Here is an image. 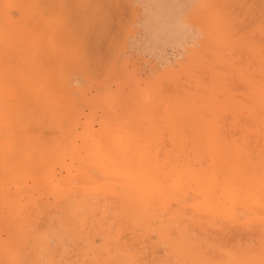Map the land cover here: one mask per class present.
Here are the masks:
<instances>
[{"label":"bare ground","instance_id":"bare-ground-1","mask_svg":"<svg viewBox=\"0 0 264 264\" xmlns=\"http://www.w3.org/2000/svg\"><path fill=\"white\" fill-rule=\"evenodd\" d=\"M123 1L132 49L159 58L171 46L184 58L206 36L230 53L219 65L194 57L209 75L179 74L184 88L153 82L150 63L157 75L143 79L116 63L112 76L125 72L108 84L110 69L102 79L91 68L105 55L79 45L75 23L80 6L98 14L103 0H0V264H264V7L238 36L226 8L212 10L218 27L193 21L218 0L198 13L199 0ZM239 51L245 72L225 59ZM227 112L247 122L236 114L230 126Z\"/></svg>","mask_w":264,"mask_h":264},{"label":"rangeland","instance_id":"rangeland-1","mask_svg":"<svg viewBox=\"0 0 264 264\" xmlns=\"http://www.w3.org/2000/svg\"><path fill=\"white\" fill-rule=\"evenodd\" d=\"M110 1H112V3H110ZM109 1V3H108V0H106V1H104L103 0V2H104V7H100V8H97V9H99V10H102V12L100 11L98 14H96L97 12H95L94 10L92 11L91 10V12H90V10H85V9H87V7H84V6H86V5H83V6H80V10H82L83 9V11L85 12L86 11V13L85 14H83L84 16V22L86 23V20L88 21V19L89 20H95V18L97 17V21H98V23H96V25H97V27L95 26V23H93L94 25H92L90 28H94L95 30H93L94 32L92 33V34H94V36H91V37H89L88 36V38L89 39H85V35H87L89 32H91L92 30H90V31H88L86 34L85 33H81L80 32V34H79V38H78V41L77 42H79L80 40V43H79V45H83L84 46V42H86L87 44H90V47H93L94 48V51H93V56L94 57H96V58H99V54L101 55V52L103 53V55H105V56H100L102 59H101V61H103L104 62V64H103V62H101L100 63V58H99V62L96 60H94V58H93V63L95 62L96 63V66H98L97 68L99 69L100 67H99V65L98 64H101V68L99 69L100 71H99V73H98V69H96L95 68V66H91V68H92V74L94 73V75L96 76V77H98V76H100L101 74H102V76H103V78L102 79H104V76L105 77H108L109 75L111 76H109L108 77V79H107V81H106V79H105V81L108 83V84H110L111 82H113L112 80H116V77L117 78H119L125 71V73H127V70H129L128 72H130V70H135V69H137V66H138V68H140L139 70L137 69V70H135V73H133V77L135 78V79H138L140 76V79L142 78L143 79V77L144 78H147L148 76L149 77H151V73H152V75L154 74V76H156L157 75V73L155 74V73H153L156 69H157V72H160L154 79H152V80H154L153 82H156V81H161V84L163 85V84H169L170 85V81H171V79L170 78H178V80H176L177 82H175V84H173V83H171L172 84V86L174 87L175 85H177L178 86V84L182 87V88H184L185 87V85H184V83L183 82H181L183 85H184V87H183V85L182 84H180V80H179V74H180V77H181V79L186 75V74H189V76H191L193 79H191V77L189 78V79H191V81H193V80H196L197 79V74H199L198 73V71L199 72H201L202 71V73H203V78L206 76V78H207V76L209 75L206 71V69H203L204 67H202V65L201 64H199L200 66H201V68H198L197 66H191L190 64H191V60H193V58L195 57V59L194 60H200V59H202V60H200V61H203L204 59L206 60V61H204V62H207V61H209L210 63L213 61V58L216 60V64H214V65H217V62H218V65H219V61H218V59H216V57H220V56H225V55H223V54H226V55H228L230 52H229V50H227V51H225V52H223L222 53V51H219V49H221V47L219 48V42H217V41H219V39H212V38H208V37H204L203 35H201V36H203V38L201 37L200 38V36H199V41L197 40L195 43H193L192 45H190V47L188 48V54H186L187 56L186 57H184V58H182L181 56L179 57V55H180V53H181V51L178 49H175V48H172L171 46H167V48L165 47V49H164V54H162L163 56H161V54H160V56L161 57H159L158 58V56L157 57H154V56H150V54H149V52H145V51H137V50H135V49H132V46L130 47V44H131V40H129V39H131V38H133V36H132V31H131V28L133 29L134 27H135V25H132L133 23V19H134V17H133V15L131 16V14L132 13H134L133 12V10L131 9L130 11H131V14H129V13H121L122 15H120V11H122V7H120V11H119V7H117V3L115 4V2H118V4L119 3H122V1L123 0H110ZM170 1V0H169ZM173 1V0H172ZM172 1H170V2H172ZM210 3H212L211 1H214V0H208ZM217 1V0H216ZM219 1V0H218ZM217 1V4L219 5V3L221 2V4L220 5H222V7H220V5H219V7H218V10H215V9H217V6H216V2L214 3L215 5V9H213V7H211V12L210 13H212V16L211 17H207V18H205L206 17V15L204 16V18H202L201 20H193V21H195V22H197V23H199L200 21H201V23H203L202 25H205L206 24V26H204V27H207V26H209V25H213V26H216V21H217V23L219 22V20H220V16H218L217 14H214V17H213V11L212 10H214V13H216V12H218L219 11V9L220 10H223L222 8H226L227 10V13L229 14V18L228 19H230V22L234 25V27L236 26V24H237V22H238V24H237V26H236V28H233L234 30L236 29V31L237 32H239L238 33V36H248V35H250L251 33H252V30H250L249 28H256V25L257 24H259L260 22H261V20L260 19H258L260 22H258V20H256V18L258 17L257 16V13H258V9H259V13H261V10H260V8L262 9V6L264 7V3H263V1L262 0H232V2L230 1V0H220L219 2ZM222 1H223V4H222ZM242 1H244V3H242ZM84 2V1H83ZM105 2L108 4H106L105 5ZM114 2V3H113ZM124 2L125 1H123V4H124ZM205 2H206V0H205ZM229 2V4L230 5H225L224 6V3H228ZM233 3V6H231L232 4L231 3ZM241 2V3H240ZM249 2V3H248ZM258 2H260L259 3V5L257 4ZM248 3V4H247ZM250 3H253L252 5H253V7H255V8H257L256 10H254L255 8H253L252 7V5L250 4ZM85 4V3H84ZM198 4H199V7H198V10H197V13L198 12H202L203 11V9H204V7H206L207 5L206 4H209V3H204V1L203 0H199L198 1ZM260 4H261V6H260ZM263 4V5H262ZM125 5V4H124ZM124 5H123V7H124ZM243 5V6H242ZM102 6V5H101ZM119 6V5H118ZM210 6V5H209ZM211 6H212V4H211ZM242 8H241V7ZM245 6V7H244ZM83 7V8H82ZM128 5H126V7L125 8H127L128 9ZM229 7H232V8H234V9H231V8H229ZM124 8V9H125ZM247 8V9H246ZM252 8V9H251ZM130 9V8H129ZM186 9H188L187 11H185ZM184 11L185 12H189V11H191L190 9H191V7L189 6L188 8H186ZM231 10H232V12H234V13H232V14H237V16L235 15V17H234V15H231V13H229V12H231ZM234 10V11H233ZM253 10V11H252ZM82 11V12H83ZM97 11V10H96ZM223 11H225V10H223ZM225 11V12H226ZM235 11H237V13L235 12ZM252 11V12H251ZM256 11H257V13H256ZM262 11H263V9H262ZM93 12H95V14L94 15H96V17L94 16V18H92L93 16H90L91 14H93ZM125 12H127V10L125 11ZM184 12V13H185ZM91 13V14H90ZM102 13V14H101ZM104 13V14H103ZM119 13V14H118ZM88 15V17H87V15ZM90 14V15H89ZM127 14H129V15H127ZM252 14V15H251ZM253 14H255V16L253 15ZM98 15H99V17H98ZM102 15H104L103 17H102ZM128 16V19H127V16L126 17H124V16ZM230 15H231V17H230ZM86 16V17H85ZM120 17V20H122L121 18H123V21H118L117 20V23H116V19H119V17ZM121 16H123V17H121ZM129 16L131 17V18H129ZM241 16V17H240ZM243 16V17H242ZM91 17V18H90ZM116 17H118V18H116ZM234 17V18H233ZM241 19H240V18ZM256 17V18H255ZM212 18H213V20H212ZM236 18L238 19V21H235L236 20ZM254 18V19H253ZM104 21V23H103V21ZM126 19V20H125ZM131 19V20H130ZM208 19H209V21H208ZM240 19V20H239ZM250 19H251V22H250ZM82 20V21H83ZM129 20V21H128ZM203 20L205 21V22H203ZM199 21V22H198ZM207 21V22H206ZM256 21V22H255ZM83 22V23H84ZM102 22V23H101ZM107 22V23H106ZM192 22V21H191ZM236 22V23H235ZM254 22V23H253ZM101 23V24H100ZM123 23V24H122ZM128 23V24H127ZM201 23H199V25H201ZM215 23V24H214ZM257 23V24H256ZM103 24H104V26H103ZM117 24V25H116ZM126 24H127V26H126ZM130 24V26H128ZM208 24V25H207ZM125 25V26H124ZM201 25V27H203ZM232 25V26H233ZM249 25V26H248ZM251 25V26H250ZM101 26V27H100ZM103 26V27H102ZM116 26H117V28H116ZM132 26V27H131ZM255 26V27H254ZM96 27V28H95ZM119 27V28H118ZM121 27H122V30H119V29H121ZM216 27H218V26H216ZM99 28V29H98ZM102 28V29H101ZM123 28H124V30H123ZM126 28V29H125ZM103 29H105L103 32H105V33H103L102 32V30ZM127 29H129V31L127 30ZM135 29V28H134ZM133 29V30H134ZM241 29V30H240ZM244 29L245 30H250V31H244ZM115 30H118V32H120L121 33V31L123 32L121 35L118 33V32H115ZM126 30V31H125ZM97 31H99L96 35H95V33L97 32ZM113 31L116 33H113ZM125 31V32H124ZM135 31V30H134ZM240 31H242V33L240 32ZM102 32V33H101ZM131 32V33H130ZM193 32H194V37L197 35V34H199V33H201V29L199 28V30L197 29V28H194V30H193ZM250 32V33H249ZM129 33V34H128ZM91 33H89V35H90ZM103 35V37H102V35ZM113 34H115V36L116 35H118L117 37H115ZM125 34H126V36H125ZM84 35V37H82ZM105 35V36H104ZM106 35H108L109 37H107ZM122 36L123 37V35H124V40L121 42V40L123 39H121L120 38V36ZM115 38V39H113L115 42H113V44H112V38ZM132 36V37H131ZM80 37H82V38H80ZM97 37H99L98 39V41L100 42L101 40V42L100 43H103V45H105L106 46V44L108 45L109 44V46H106V47H109V53H106V54H104L105 52H107V48H104L105 46H100V48L97 46H95L94 45V41H97V40H95V38H97ZM130 37V38H129ZM84 38V39H83ZM110 38H111V40H110ZM120 38V39H119ZM205 38V39H204ZM235 38H237V35H236V37ZM117 39H119V40H117ZM200 39H202V40H200ZM117 40V41H116ZM206 40L207 41H211V44H210V42H209V44L208 43H203L202 41H205L206 42ZM119 41H120V43H119ZM116 42H118V46L116 45L117 43ZM198 42V43H197ZM82 43V44H81ZM96 43H98V42H96ZM116 43V44H115ZM197 43V44H196ZM87 44H85L86 46V48L89 50V46L87 45ZM208 44V46H209V48L208 49H211L210 47H212L213 48V46L215 45V46H218L216 49L218 50L217 51V54H216V52H214V51H207V46H206V48H205V45H207ZM98 45H100V44H98ZM112 45H113V49H116V50H118L117 52H116V50H115V52H114V50L112 49ZM117 47V48H115V46ZM211 45V46H210ZM98 48H99V50H98ZM192 48V49H191ZM201 48V49H200ZM202 48H205L206 49V51L205 50H202ZM92 49V48H91ZM107 49V50H106ZM166 50V51H165ZM202 50V51H201ZM213 50V49H212ZM214 50H215V47H214ZM233 50V52H236L237 51V53H238V49L237 48H233V49H231V51ZM235 50V51H234ZM123 51H125V52H123ZM169 51V52H168ZM202 52V54L205 56V58H203L204 56L202 55V54H200L201 52ZM95 52H97V54L98 55H96L95 54ZM135 52V53H134ZM179 52V53H178ZM200 52V53H199ZM206 52V53H205ZM211 52H212V55H211ZM219 52V53H218ZM210 53V55H209V57H211V59H212V61H210L209 60V57H208V54ZM215 53V54H214ZM237 53H234V55L236 54L237 55ZM108 54V55H107ZM112 54V55H111ZM206 54H207V56H206ZM219 54V55H218ZM242 54V56L241 57H239L240 55ZM239 56L237 55V57H236V55H235V57H233L234 55H233V53L231 54V55H233V56H231V59L230 58H225L226 60H230V61H232V60H234L235 59V62H236V60H237V58H238V63H240V62H242L245 66H247V64H245V63H247V58H246V56H245V54H243L241 51H239ZM107 55V56H106ZM197 55V56H196ZM215 55V56H214ZM92 56V57H93ZM115 56V57H114ZM124 56V57H123ZM201 56V57H200ZM88 57H91V55L90 56H88ZM91 57V58H92ZM107 57H110V58H107ZM112 57H114V58H112ZM133 57V58H132ZM179 57V58H178ZM199 57V58H198ZM206 57H207V59H206ZM228 57V56H227ZM107 58V59H106ZM146 58V59H145ZM190 58V59H189ZM110 59H111V61H110ZM91 60V59H90ZM122 60V61H121ZM215 60H214V63H215ZM246 62H245V61ZM117 61V62H116ZM118 61H119V63H118ZM125 61V62H124ZM127 61V62H126ZM133 61V62H132ZM166 63H165V62ZM178 61V62H177ZM188 61V62H187ZM128 62H130V63H128ZM136 62V63H135ZM204 62H201L202 64L204 63ZM245 62V63H244ZM94 63V64H95ZM117 63V66L119 65V67L118 68H120L122 65H126L125 67H126V70L125 71H123L122 70V74L121 75H119V73L116 75V76H112V74L114 75V71L116 70V69H114L113 67H114V65ZM123 63V64H122ZM126 63H128V66H127V64ZM133 63L135 64V65H133ZM155 64V70L152 72L151 70L152 69H149L150 67V64ZM178 63V64H177ZM237 62L235 63L236 64V66H239V68L240 69H242V68H244L243 67V64L242 63H240L241 64V66L238 64ZM167 64V65H166ZM102 65H103V67H102ZM137 65V66H136ZM188 65V67H186ZM204 65V64H203ZM214 65H210V66H212V68L214 67ZM113 66V67H112ZM116 66V67H117ZM132 66V67H131ZM135 68H134V67ZM160 68H159V67ZM191 66V67H190ZM104 67L107 69L106 70V73H105V71L103 72L102 70H104ZM115 67V68H116ZM128 67H129V69H128ZM131 67V68H130ZM187 70L186 72H183V71H185V69ZM215 67H217V66H215ZM103 68V69H102ZM112 68V69H111ZM117 68V69H118ZM134 68V69H133ZM188 68L190 69V71L188 70ZM192 68V69H191ZM210 68V70L209 71H213L212 69H211V67H209ZM102 69V70H101ZM108 69H110L111 70V73L109 72V70ZM123 69H125V68H123ZM183 69V70H182ZM193 69H195V71L197 72L196 74H195V71H194V73L192 72V70ZM198 69V70H197ZM203 69V70H202ZM215 69H217V68H215ZM245 70H244V72L245 71H247V67L246 68H244ZM96 70V71H95ZM160 70V71H159ZM170 70V71H169ZM178 71L177 72V74H176V76H173V74L174 73H176V71ZM218 70V69H217ZM96 73H95V72ZM107 71H108V73H107ZM137 71H140V73L139 72H137ZM175 71V72H174ZM103 72V73H102ZM137 72V73H136ZM151 72V73H150ZM156 72V71H155ZM174 72V73H173ZM215 72V71H214ZM110 73V74H109ZM138 73H139V76H138V78H136V76L138 75ZM207 73V74H206ZM104 74V75H103ZM107 74H109V75H107ZM137 74V75H136ZM166 74H167V76H166ZM192 74V75H191ZM98 75V76H97ZM168 75H169V77H168ZM182 75V76H181ZM184 75V76H183ZM102 76H100V77H102ZM154 76H152L151 78H153ZM195 76V77H194ZM235 76V75H234ZM96 77H94V78H96ZM99 77V78H100ZM114 79H113V78ZM162 77H164V78H167V79H169L168 81L166 80H163L164 78H162ZM161 78V79H160ZM188 77L186 76V77H184V80L186 81V82H188L189 81V79H187ZM198 78L200 79L201 78V73L199 74V76H198ZM236 76L235 77H232V79H234L235 80V83H234V80H232L230 83H233L234 85L236 84ZM111 79V80H110ZM97 80V79H96ZM99 80V79H98ZM97 80V81H98ZM184 80H181V81H184ZM207 80V79H206ZM109 81H110V83H109ZM184 81V82H185ZM172 82V81H171ZM194 82V81H193ZM193 82L192 83H187V85H189L187 88L189 89V88H191L190 86L191 85H193ZM176 83H178V84H176ZM237 83H238V80H237ZM186 84V83H185ZM191 84V85H190ZM232 84V86H233V90H234V88H235V91H236V86H237V84H236V86H234ZM161 85V86H162ZM168 85V86H169ZM186 85V86H187ZM239 83H238V87H239ZM166 86V85H165ZM167 86V87H168ZM163 87V86H162ZM171 87V86H170ZM181 87H180V91L182 92L183 91V89L181 90ZM115 87H112V90L114 91V90H116V89H114ZM185 89L184 91H186V90H188V89ZM242 88V87H241ZM167 89H172L173 90V88L171 87V88H167ZM177 89H179V87L177 88ZM106 90V89H105ZM105 90H103L102 88H101V91H99V93L98 94H100V92H102V93H104L103 91H105ZM189 90H191V89H189ZM237 90H239V88L237 89ZM170 91V90H169ZM179 91V90H178ZM179 91V92H180ZM240 91H242V90H240ZM180 92V93H181ZM238 93H239V91H238ZM237 92H236V94H238ZM239 99H241V98H239ZM241 100H243V99H241ZM242 102V101H241ZM244 102V101H243ZM243 102H242V104H243ZM245 104V103H244ZM243 104V105H244ZM232 113V112H231ZM229 114V115H228ZM237 113H232V115H236ZM231 114H230V112L228 113H226L225 114V116L227 117V119L225 118L224 120L227 122V123H233V124H231V125H233V126H236V124L234 125V121H233V118H231V117H234V116H230ZM237 115H239V118H235L234 117V120L236 119V120H240L241 121V116H243V115H241V114H237ZM224 116V115H223ZM222 116V117H223ZM229 116H230V118H229ZM236 117H238V116H236ZM245 117V116H244ZM243 118V117H242ZM222 119L223 118H221L220 120L222 121ZM230 121H229V120ZM246 120V118H243V121L241 122L242 124H244L243 122H247V120ZM235 120V122L237 123V126L239 125L240 126V122H239V124H238V122ZM226 122H222V123H226ZM230 123L228 124V125H230ZM226 125V124H225ZM230 125V126H231Z\"/></svg>","mask_w":264,"mask_h":264},{"label":"snow or ice","instance_id":"snow-or-ice-1","mask_svg":"<svg viewBox=\"0 0 264 264\" xmlns=\"http://www.w3.org/2000/svg\"><path fill=\"white\" fill-rule=\"evenodd\" d=\"M76 26L77 28L83 32V33H87V31L89 30V28L93 25V23H98L97 20H89L88 22L86 23H81L80 21H76ZM185 28V30L187 31V26H183ZM195 38H198V37H195Z\"/></svg>","mask_w":264,"mask_h":264}]
</instances>
